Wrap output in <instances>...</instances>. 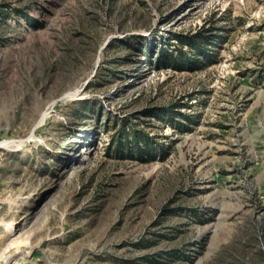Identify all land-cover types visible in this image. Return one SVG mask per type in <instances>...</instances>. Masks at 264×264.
I'll return each mask as SVG.
<instances>
[{
	"label": "rangeland",
	"instance_id": "374dc122",
	"mask_svg": "<svg viewBox=\"0 0 264 264\" xmlns=\"http://www.w3.org/2000/svg\"><path fill=\"white\" fill-rule=\"evenodd\" d=\"M203 31L196 72L121 48ZM122 123L155 161L114 154ZM0 264H264V0H0Z\"/></svg>",
	"mask_w": 264,
	"mask_h": 264
},
{
	"label": "trees",
	"instance_id": "16d2710c",
	"mask_svg": "<svg viewBox=\"0 0 264 264\" xmlns=\"http://www.w3.org/2000/svg\"><path fill=\"white\" fill-rule=\"evenodd\" d=\"M26 20L32 25L29 17ZM43 27V26H41ZM208 31H203L199 36H183L174 35L169 40L176 43H167L151 47L150 42L139 45L136 50V45L133 39H130L124 44L123 50H131L137 52L139 56H143L139 62L145 64V67L155 69H170L174 71H191L196 72L215 63V57L212 50L219 45L217 37L207 34ZM175 44V45H171ZM123 46V45H122ZM130 54V53H129ZM137 55V56H138ZM109 74L102 77L103 81L109 80ZM115 75V74H114ZM100 76L98 77V79ZM79 106L73 110V117L79 119L82 123L93 122L95 126H99L103 119L107 122L105 127L110 125L117 126V122L113 120L108 113L105 112L97 103L91 100H81L77 103ZM175 108V107H173ZM143 114L147 117L164 121L176 127L180 132H187L186 127L181 123L176 124V115L170 107L145 109ZM180 116V115H179ZM128 130L127 124H120L117 128V136L111 140V149L119 158H135L141 162L155 161L161 153V149L155 146L152 138L142 131L136 129ZM73 134H78L74 131ZM90 139V138H89ZM88 139V140H89ZM154 144V145H153Z\"/></svg>",
	"mask_w": 264,
	"mask_h": 264
},
{
	"label": "bare ground",
	"instance_id": "6f19581e",
	"mask_svg": "<svg viewBox=\"0 0 264 264\" xmlns=\"http://www.w3.org/2000/svg\"><path fill=\"white\" fill-rule=\"evenodd\" d=\"M42 120V119H41ZM6 145V144H5Z\"/></svg>",
	"mask_w": 264,
	"mask_h": 264
}]
</instances>
